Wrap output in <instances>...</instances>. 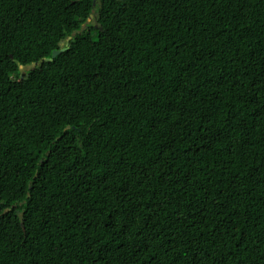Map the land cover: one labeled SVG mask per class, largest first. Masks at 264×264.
Listing matches in <instances>:
<instances>
[{"label":"trees","instance_id":"1","mask_svg":"<svg viewBox=\"0 0 264 264\" xmlns=\"http://www.w3.org/2000/svg\"><path fill=\"white\" fill-rule=\"evenodd\" d=\"M181 233L264 264V0H0V264H194Z\"/></svg>","mask_w":264,"mask_h":264},{"label":"snow or ice","instance_id":"2","mask_svg":"<svg viewBox=\"0 0 264 264\" xmlns=\"http://www.w3.org/2000/svg\"><path fill=\"white\" fill-rule=\"evenodd\" d=\"M143 175H144V179H140L139 176L137 177V183H139L141 186H143L145 183V180H147L148 181L147 186L150 188L151 182H150V176H149L148 172L145 170ZM100 182L102 184L107 185L109 183V177H104L103 179H101ZM129 190L130 189L127 187L120 188L119 191L121 193H124V197H123L124 199H127V192ZM119 198H120V196L118 195L117 199H119ZM142 198L143 197L141 196V199ZM153 205H154V207L156 206L155 198H153ZM232 208H235V204L233 202L229 201L226 204V209H232ZM237 214H239V213H237ZM116 215L119 216L120 212H117ZM215 215L217 216V218H219L220 216H227V210L224 212H217V213H215ZM228 219H233V217L228 216ZM185 221L191 222V227H197L198 226L195 222L196 217L194 215L185 217ZM174 223L179 224V223H181V221L179 219H177ZM223 223L224 222L221 221V224H223ZM88 227H89V231L93 232V226L89 225ZM97 227H99V225H97ZM109 227L113 231L119 230V226L115 223L110 224ZM236 230H237V226L235 223H233L230 228L229 227H220V228H217V230L215 232H212V230L209 229V234L212 235L213 241H215L217 239V237H219L220 241L223 242L224 245L226 246V242H227L228 237H227V235H225V233L229 232V231L232 233H235ZM176 231H179V229H176ZM140 236L144 238L145 246L148 245V242L153 241L155 239H158V237L145 236V234L142 232L140 233ZM85 239L88 240L87 247H88L89 251H92L93 249L96 248L97 244L101 243V241L99 239H96L95 241H93V238L91 236L86 237ZM182 240H184V242L188 245V248L190 251H192L193 249H196L193 253L194 257H195L194 264H196L197 261H201V251L200 250L204 249V237L203 236H201L200 239H197V240H193L190 237L187 240H185L184 235L182 233L179 236L173 235L170 241L161 242L162 248L165 246V244L170 245L169 247H167L165 249V255H167L169 252L173 251L174 249H179L180 248V241H182ZM246 241H247V234L245 233L244 238L240 240V243L238 246H240L242 248L246 247ZM104 243H107V242L105 241ZM124 247H125V245L121 244L120 248H117L116 251H120ZM125 254H127V253H125ZM106 255H111V252L107 248H101L99 250L98 254L94 255L93 264H99V261L105 260ZM156 257H157V254L153 253V258L155 259ZM172 264H179V260L176 258H173ZM213 264H225V262L223 259H218V260H215L213 262Z\"/></svg>","mask_w":264,"mask_h":264},{"label":"water","instance_id":"3","mask_svg":"<svg viewBox=\"0 0 264 264\" xmlns=\"http://www.w3.org/2000/svg\"><path fill=\"white\" fill-rule=\"evenodd\" d=\"M69 41V39H67V42ZM67 49V46L59 51H54L51 55L50 59H45L44 62H52V60L54 58H56L58 55L62 54L65 50ZM23 79V77H20L19 81H21Z\"/></svg>","mask_w":264,"mask_h":264},{"label":"rangeland","instance_id":"4","mask_svg":"<svg viewBox=\"0 0 264 264\" xmlns=\"http://www.w3.org/2000/svg\"><path fill=\"white\" fill-rule=\"evenodd\" d=\"M20 71L21 73H25L27 71V68H21Z\"/></svg>","mask_w":264,"mask_h":264}]
</instances>
